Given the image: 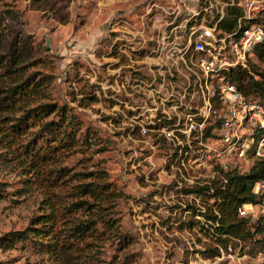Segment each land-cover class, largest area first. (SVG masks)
Here are the masks:
<instances>
[{"label": "rangeland", "instance_id": "374dc122", "mask_svg": "<svg viewBox=\"0 0 264 264\" xmlns=\"http://www.w3.org/2000/svg\"><path fill=\"white\" fill-rule=\"evenodd\" d=\"M225 1L0 0L12 17L4 40L26 38L22 64L0 75V84L33 76L24 98L0 111V235L52 228L60 250V258L46 251L42 236L3 242L0 264H264V231L250 239L219 233L202 214L213 198L186 190L212 178L202 165L186 175L192 184L175 173L167 156L173 144L162 130L186 104L201 103L181 59L182 36L172 41L171 26L189 17L197 23ZM204 5L208 12L191 16ZM37 101L63 109L28 119L9 140L18 109ZM64 115L76 137L34 168L25 143L42 120ZM86 181L109 185L103 203L111 227L78 239L72 226L90 212L79 201H95L81 192ZM40 214L52 220L37 223Z\"/></svg>", "mask_w": 264, "mask_h": 264}, {"label": "built area", "instance_id": "2783aa9c", "mask_svg": "<svg viewBox=\"0 0 264 264\" xmlns=\"http://www.w3.org/2000/svg\"><path fill=\"white\" fill-rule=\"evenodd\" d=\"M209 6L192 9L191 16L208 12ZM224 6L200 16L197 23H190L189 17L170 29L172 41L182 36L181 59L194 76L192 97L199 93L201 101L195 108L186 104L181 115L162 126L173 144L167 155L171 167L189 184L194 182L186 176L189 170L201 165L215 178L222 170H248L256 159L264 161V103L241 91L227 75L237 67L252 72L250 59L264 68V60L253 54L254 47L264 41V0H226ZM228 6L241 10L232 31L219 27ZM178 27L181 34L176 33ZM254 78H259L258 73ZM177 181L181 185V179ZM251 191L254 198L243 201L237 213L253 230L264 231V175L254 181Z\"/></svg>", "mask_w": 264, "mask_h": 264}, {"label": "trees", "instance_id": "16d2710c", "mask_svg": "<svg viewBox=\"0 0 264 264\" xmlns=\"http://www.w3.org/2000/svg\"><path fill=\"white\" fill-rule=\"evenodd\" d=\"M8 12V13H6ZM11 11L0 10V75L6 70H11V66H18L20 63L19 55L23 53L22 39L26 41L25 36L12 40L5 39V28H7L8 19H12ZM6 13V14H5ZM241 14V10L237 6H228L224 16L219 20V27L223 30L232 31L237 23V18ZM8 29V28H7ZM21 42V43H20ZM20 45V47H19ZM253 54L259 60H264V41L258 43L253 50ZM250 61L251 71L244 68H233L227 75L236 86L245 94L256 96L264 103V68L260 67L255 62ZM24 67V66H23ZM14 70V69H13ZM26 71V69H25ZM254 73H258L259 78H254ZM31 79H33L32 72H25L23 76L14 79L10 82L0 84V111L7 109L10 105L17 103L20 97L24 98L26 89L29 87ZM34 90V87H32ZM24 104L20 109V114L15 117V121L11 122V133L9 140L19 136L22 133V126L27 123L28 119L35 116L46 117L51 113L59 114L62 111L61 106H57L54 102L37 101L35 103ZM53 114V115H54ZM55 116V115H54ZM75 128L71 118L65 115L60 119H55L51 116L48 119L42 120L38 129L25 143V150L28 153L31 164L36 168L39 163L45 161V155L53 151L57 144L70 141L76 137V133L72 132ZM40 136V138H39ZM51 137L52 147H46L49 144L48 139ZM39 138L45 141L44 148L38 149L40 146L37 141ZM34 143V144H31ZM53 148V149H52ZM47 162V161H45ZM37 171V169H35ZM264 175V161L256 159L255 163L248 170H239L238 168H231L222 170L215 178L211 179V183L196 184L187 188V192H194L196 194L208 193L209 197L213 198L212 204L207 206L202 214L205 218L212 222L214 228L221 234H227L240 239H250L255 230L247 222L244 217L238 216V206L246 200H252L254 194L251 191L252 185L256 179ZM211 185L212 190H211ZM107 183L86 181L81 183L80 189L84 194H88L94 202H89L86 199L79 202L87 204L90 212L86 218L75 222L72 226V235L78 239L84 238L85 235L95 234L96 230L102 228H110V216L104 211L107 206L103 200H107ZM49 214H40L35 219L37 223L42 225L48 224L50 220ZM98 228V229H97ZM52 228L43 226L28 225L24 229L12 230L0 235V244L3 242L6 245L12 244L15 240L32 239V236H42L46 241V251L51 252L59 257L60 250L56 249L52 242H58V237H54ZM125 233L121 235L124 239ZM41 238V237H40ZM54 238V239H53ZM42 239V238H41ZM70 241H68L69 243ZM64 241L59 243L62 246ZM63 254L66 249H62ZM56 258V259H57Z\"/></svg>", "mask_w": 264, "mask_h": 264}]
</instances>
